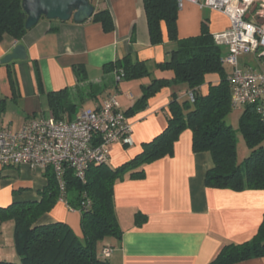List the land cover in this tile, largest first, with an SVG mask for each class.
<instances>
[{
    "label": "crops",
    "instance_id": "obj_1",
    "mask_svg": "<svg viewBox=\"0 0 264 264\" xmlns=\"http://www.w3.org/2000/svg\"><path fill=\"white\" fill-rule=\"evenodd\" d=\"M90 1L95 12L83 22L42 18L22 38L5 35L0 41V60L18 44L28 54L27 60L0 63V126L18 131L35 117H55L49 106L51 92L66 95L67 103L59 109L65 119H75L82 110L97 108L105 97L117 93L122 110L133 111L129 116L134 130L131 145L116 142L110 146L109 164L115 168L134 158L144 142L165 129L173 95L187 100L190 89L173 83L141 103L144 87L154 78H173L172 70H162L157 64L169 58L177 43L169 39L165 26L163 42L151 43L144 0ZM103 10L112 16V30H105L95 16ZM203 22L213 35L230 28L227 15L186 2L178 14L179 38L200 34ZM125 56L145 61L150 75L118 81L117 68L109 70L106 65ZM248 57L244 69L261 68L254 56ZM208 81L216 83L219 78L209 75ZM207 89L205 84L200 92ZM16 124L19 127L12 128ZM192 138V131L185 130L174 145L173 156L144 165V178L127 173L115 182V211L122 235L100 242L99 255L111 247L108 259L112 264H211L226 244L253 238L264 217V190L208 187L206 174L213 166L212 155L195 152ZM47 183L46 171L40 168L28 164L6 167L0 170V206L40 200ZM137 214L144 222L136 223ZM39 222L67 223L82 237L81 212L66 199L58 198ZM5 224L0 226V239H14V223ZM4 247L1 243L0 259L16 261V251ZM233 264H264V256Z\"/></svg>",
    "mask_w": 264,
    "mask_h": 264
},
{
    "label": "trees",
    "instance_id": "obj_2",
    "mask_svg": "<svg viewBox=\"0 0 264 264\" xmlns=\"http://www.w3.org/2000/svg\"><path fill=\"white\" fill-rule=\"evenodd\" d=\"M144 6L151 43L163 42L165 26L169 39L176 41L177 47L170 52L168 59L157 64L162 70H172L173 78H154L144 87L140 102L147 101L173 83L186 84L194 95V101H180L173 95L165 129L151 141L144 142L141 152L122 165L114 168L109 163L93 164L84 181L75 175L72 168L66 167V201L81 212L82 237L67 223L39 222L60 198L58 181L50 168L46 170L48 183L41 191L40 200L0 206V226L6 221H14V247L18 255L16 261L0 259V264H112L107 257L99 255L98 245L106 238H121L122 235L115 211V182L127 173L135 179L144 178V165L173 156L175 143L188 129L193 133V150L212 155L213 166L206 174L208 187L234 191L264 190V116L258 112L256 104H248L244 106L237 128L226 123L235 108L221 45L216 43L205 22L200 34L179 38L177 0H144ZM95 16L105 30L113 29L114 22L108 10ZM26 19L22 0H0V41L5 35L22 38L29 30ZM106 68L123 70L122 80L150 75L145 61H133L129 56L107 64ZM209 75H217L219 81H208ZM205 84L208 85L207 92L201 93L200 88ZM66 103V95L61 91L49 94V106L55 117L62 118L59 109ZM131 112L129 110L126 114L129 116ZM238 134L243 136L250 150L243 162L238 160ZM84 194L90 200V206L83 205L86 200ZM142 222L144 218L137 214L136 223ZM262 256L264 217L251 240L226 244L211 264H233Z\"/></svg>",
    "mask_w": 264,
    "mask_h": 264
},
{
    "label": "built area",
    "instance_id": "obj_3",
    "mask_svg": "<svg viewBox=\"0 0 264 264\" xmlns=\"http://www.w3.org/2000/svg\"><path fill=\"white\" fill-rule=\"evenodd\" d=\"M186 2L217 10L230 19V28L214 34L219 45L228 47L225 59L233 67L228 75L234 108L256 104L264 116V0H177L178 8ZM241 55H252L261 64L258 70L240 68ZM224 61V59H223ZM124 71L118 70L121 81ZM194 101V95L189 93ZM134 126L121 108L117 93L104 98L97 108H88L72 120L35 117L20 130L0 126V170L28 164L46 171L52 169L58 181L60 199L67 194L66 167L85 180L91 165L109 163L110 146L116 142L131 145ZM86 198L84 206H90ZM112 248L105 247L101 256L109 257Z\"/></svg>",
    "mask_w": 264,
    "mask_h": 264
},
{
    "label": "water",
    "instance_id": "obj_4",
    "mask_svg": "<svg viewBox=\"0 0 264 264\" xmlns=\"http://www.w3.org/2000/svg\"><path fill=\"white\" fill-rule=\"evenodd\" d=\"M22 7L27 15L25 24L28 29L35 26L42 18L61 21L74 19L83 22L91 18L95 12L90 0H22ZM27 59L26 47L18 44L0 60V63L8 64L14 60Z\"/></svg>",
    "mask_w": 264,
    "mask_h": 264
},
{
    "label": "rangeland",
    "instance_id": "obj_5",
    "mask_svg": "<svg viewBox=\"0 0 264 264\" xmlns=\"http://www.w3.org/2000/svg\"><path fill=\"white\" fill-rule=\"evenodd\" d=\"M227 50H228L227 47L223 46V48H222V56H223V59H224V67H225L226 72L227 73H231L233 71V67L229 63H227L225 61V59H226V57L228 55ZM248 56L249 55H241L239 57L238 64H239L240 68H245L246 67V64L244 63V59L248 58V60H250ZM43 106L46 108V105H43ZM44 111H46L45 112L46 116H48L47 115L48 114L47 113V109H45ZM242 111H243V107L233 109L232 113L227 117L226 123L229 124V125H232L234 128H237L238 127V119H239V116L242 113ZM40 113H43V111H40ZM41 115H43V114H41ZM18 127H19V125L16 124L12 128L16 129ZM249 152H250V150L247 147L243 136L241 134H238V160H239V162H243L245 160V158L249 155ZM13 223H14L13 220H9V221H6L5 225H9V226L11 225L12 226ZM1 243H3V245L5 247H7L6 248L7 251H12L13 250L15 252L14 239H8V240L7 239L6 240L5 239H0V245H1ZM5 243H7V244L5 245ZM5 247H4V249H5Z\"/></svg>",
    "mask_w": 264,
    "mask_h": 264
}]
</instances>
